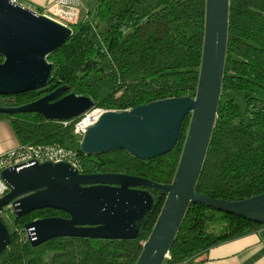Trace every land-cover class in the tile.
<instances>
[{
  "label": "trees",
  "instance_id": "obj_1",
  "mask_svg": "<svg viewBox=\"0 0 264 264\" xmlns=\"http://www.w3.org/2000/svg\"><path fill=\"white\" fill-rule=\"evenodd\" d=\"M205 17L206 0H97L86 18L72 27L71 39L48 57L54 65L48 86L15 96L0 95V107L23 106L63 86L67 94L89 97L93 109L105 111L123 112L171 98L195 99ZM0 119L10 121L23 147L59 145L75 151L83 174H127L171 184L191 115L183 123L176 147L147 161L125 151L81 153L82 138L74 132L80 118L67 126L36 113L0 115ZM196 191L231 202L264 193V0H230L221 98ZM151 194L154 208L136 240L57 238L34 247L27 224L67 215L43 209L17 218L6 209L1 218L12 238L0 264H136L166 199L160 191L151 190ZM262 227L193 204L164 264H182Z\"/></svg>",
  "mask_w": 264,
  "mask_h": 264
},
{
  "label": "water",
  "instance_id": "obj_2",
  "mask_svg": "<svg viewBox=\"0 0 264 264\" xmlns=\"http://www.w3.org/2000/svg\"><path fill=\"white\" fill-rule=\"evenodd\" d=\"M230 0H206L202 63L196 98L179 97L128 111H106L79 142L85 155L125 151L147 161L170 153L191 115L187 139L171 184L127 174H83L69 162H38L1 172L10 191L0 198V256L11 244L1 218L37 210H58L68 218L37 219L26 225L36 247L57 238L136 240L154 208L151 190L165 203L136 264H164L191 205H201L264 225V193L243 201L214 199L196 191L215 128L225 74ZM72 28L40 15L17 1L0 0V95L15 96L48 86L54 65L48 57L72 37ZM63 86L0 115L41 114L68 122L94 108L91 98L67 94Z\"/></svg>",
  "mask_w": 264,
  "mask_h": 264
},
{
  "label": "built area",
  "instance_id": "obj_3",
  "mask_svg": "<svg viewBox=\"0 0 264 264\" xmlns=\"http://www.w3.org/2000/svg\"><path fill=\"white\" fill-rule=\"evenodd\" d=\"M33 11L69 28L77 25L81 20V12L78 6V0H56L49 6H45L41 9ZM105 112V110L101 109H92L85 115L81 116L75 125V134L82 138L87 130L93 126ZM63 123L66 126L68 125V122ZM48 161L53 163L69 162L79 169V158L77 153L73 150L65 149L59 145L37 147L21 146L18 149L1 156L0 198L5 196L10 191V186L1 178V172L3 170L12 167L23 168L38 162L42 163Z\"/></svg>",
  "mask_w": 264,
  "mask_h": 264
},
{
  "label": "crops",
  "instance_id": "obj_4",
  "mask_svg": "<svg viewBox=\"0 0 264 264\" xmlns=\"http://www.w3.org/2000/svg\"><path fill=\"white\" fill-rule=\"evenodd\" d=\"M56 0H17L33 10ZM97 0H78L81 19L86 18ZM21 147L9 120L0 119V157ZM182 264H264V225L259 230L217 244Z\"/></svg>",
  "mask_w": 264,
  "mask_h": 264
},
{
  "label": "flooded vegetation",
  "instance_id": "obj_5",
  "mask_svg": "<svg viewBox=\"0 0 264 264\" xmlns=\"http://www.w3.org/2000/svg\"><path fill=\"white\" fill-rule=\"evenodd\" d=\"M64 218V217H63ZM65 218H68V217H65Z\"/></svg>",
  "mask_w": 264,
  "mask_h": 264
},
{
  "label": "rangeland",
  "instance_id": "obj_6",
  "mask_svg": "<svg viewBox=\"0 0 264 264\" xmlns=\"http://www.w3.org/2000/svg\"><path fill=\"white\" fill-rule=\"evenodd\" d=\"M242 99V98H241Z\"/></svg>",
  "mask_w": 264,
  "mask_h": 264
}]
</instances>
